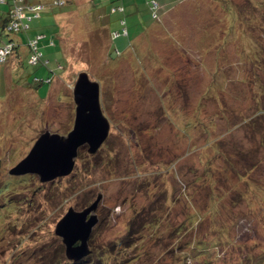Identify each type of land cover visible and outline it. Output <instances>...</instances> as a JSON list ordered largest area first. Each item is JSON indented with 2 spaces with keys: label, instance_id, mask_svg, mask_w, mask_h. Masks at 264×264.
Instances as JSON below:
<instances>
[{
  "label": "rangeland",
  "instance_id": "rangeland-1",
  "mask_svg": "<svg viewBox=\"0 0 264 264\" xmlns=\"http://www.w3.org/2000/svg\"><path fill=\"white\" fill-rule=\"evenodd\" d=\"M30 1L45 9L27 34L63 70L48 85L22 46L0 64V264L79 262L56 228L96 201L81 259L264 264V0H154L155 15L149 0ZM121 19L127 36L111 40ZM83 72L107 139L81 146L66 176L11 174L41 134L72 129ZM129 227L133 247L117 254Z\"/></svg>",
  "mask_w": 264,
  "mask_h": 264
},
{
  "label": "water",
  "instance_id": "water-1",
  "mask_svg": "<svg viewBox=\"0 0 264 264\" xmlns=\"http://www.w3.org/2000/svg\"><path fill=\"white\" fill-rule=\"evenodd\" d=\"M71 94L74 104L72 129L66 136L49 132L41 134L28 155L13 168L11 174L16 176L35 173L40 176L42 183L66 176L72 171L81 146L86 145L87 151L93 153L107 139L110 125L101 110L98 83L91 81L86 73H79ZM96 204L97 201L82 213H75L70 209L69 214L57 225L56 232L63 239L68 259L88 256L87 239L92 218L88 221L86 218ZM77 242L79 245L74 246Z\"/></svg>",
  "mask_w": 264,
  "mask_h": 264
},
{
  "label": "trees",
  "instance_id": "trees-1",
  "mask_svg": "<svg viewBox=\"0 0 264 264\" xmlns=\"http://www.w3.org/2000/svg\"><path fill=\"white\" fill-rule=\"evenodd\" d=\"M151 1H154V0H149V2H151ZM64 4H65L64 0H54L53 1V6L61 7V6H64ZM0 6L6 7V10H4V11L0 10V47H5V46L10 47V54L6 57L5 62L3 64H7V62L13 56V54L15 55L18 52L20 46H25L27 49V53L29 54L27 57V63L31 66H37V65L41 64L47 70L48 68L46 67V64L48 63V60H45V61L43 60L44 55H43V53L39 47V42L44 38L43 35L36 34L33 36H29L27 34L30 31V23L35 21V20H38L40 18L41 13L45 9V6L43 4H40V3H32L30 0H0ZM18 7L23 8V10H21V11H22V14L24 15V18H17V16L15 15V13H16L15 9H17ZM117 8L115 6L112 9L114 12H119V13L124 12V8L122 9V11L117 10ZM98 10L99 9H97L96 11H98ZM151 18H152V16H151ZM233 18H235V17H233ZM12 24H19V25L17 26V28H11ZM117 27H121V29L119 31L118 30H111L109 28V24L107 25V31L106 32H107V35L110 37L111 40L115 39V38H112L114 35V32L117 33L116 35L118 38L123 37L125 35L127 36V30L125 28V21L124 20L121 19L120 24L119 25L117 24ZM244 29H245V27H243V31H244ZM57 34H58V31L55 33V35H57ZM20 35L26 37L25 42ZM2 37L3 38L5 37L7 40L5 43L2 42V39H1ZM34 41H35V43L31 47L30 44L33 43ZM58 44H59V42H58ZM115 49H117V48H115ZM119 51L120 50L117 49V53H119ZM36 53L40 54V57H39L37 63H34V65H32L29 63V59H30V56L32 54H36ZM61 61L63 63L62 58H61ZM62 63L60 62V63L55 64V66L58 67L56 69V71H58V73H60V71L63 70ZM47 72H46V75H44V78H46V79H48V77H49V74H48L49 72L48 73ZM41 84H43V83L41 82ZM47 84L48 85L52 84L51 79L47 82ZM261 113H264V111H261L257 114H261ZM129 228L130 229H128L126 236L123 239H121L119 241V243L114 245L115 247L119 246L118 247L119 249L116 251L117 254H120L121 249L124 251V250H129L130 248L133 247V245L131 246L132 240L134 239V236L132 233L133 229H131V227H129ZM77 245H79V242L75 243L74 246H77ZM114 248H113V250L116 249V248L115 249ZM219 255L222 256L223 253H219ZM224 255H226V253ZM224 255L222 256V258H223L222 260L225 259ZM88 260H90V262ZM95 260L96 261H94L92 258L79 259V262L73 263V264H108V262L106 261L107 257L102 258V257L98 256L95 258ZM119 260H121V259L119 257H116L115 261H119ZM124 263H128V262H125V261L121 262V263L116 262L115 264H124ZM56 264H65V263L64 262H57ZM71 264H72V262H71Z\"/></svg>",
  "mask_w": 264,
  "mask_h": 264
},
{
  "label": "built area",
  "instance_id": "built-area-1",
  "mask_svg": "<svg viewBox=\"0 0 264 264\" xmlns=\"http://www.w3.org/2000/svg\"><path fill=\"white\" fill-rule=\"evenodd\" d=\"M159 5L156 1H151L149 3V8L151 11V14L155 15L156 10L158 9ZM40 8V7H39ZM16 10L15 15L17 16V18H24V15L22 14L23 8L22 7H18ZM152 16V15H151ZM19 24H12L11 28H17ZM35 41L33 43L30 44V46L32 47L34 45ZM10 54V47H0V63H4L6 57ZM40 57V54H32L30 56L29 59V63L34 65V63H37L38 59Z\"/></svg>",
  "mask_w": 264,
  "mask_h": 264
},
{
  "label": "crops",
  "instance_id": "crops-1",
  "mask_svg": "<svg viewBox=\"0 0 264 264\" xmlns=\"http://www.w3.org/2000/svg\"><path fill=\"white\" fill-rule=\"evenodd\" d=\"M23 47V50L26 52L27 51V49H26V47L25 46H22ZM23 51V52H24ZM20 52V48H19V50H18V52L14 55L13 54V56L9 59V62L7 63V65H9V64H11V63H14V64H16L17 62H19V60H20V55L18 54ZM19 55V56H18ZM28 53H27V57H28ZM47 71L49 72H47L48 74H49V76L50 75H52V78H51V83H53L54 82V80L56 79V78H58V75H59V73H58V71L57 72H55V70H53L52 68H48L47 69ZM52 72V73H51ZM4 73H6V70H5V72Z\"/></svg>",
  "mask_w": 264,
  "mask_h": 264
},
{
  "label": "clouds",
  "instance_id": "clouds-1",
  "mask_svg": "<svg viewBox=\"0 0 264 264\" xmlns=\"http://www.w3.org/2000/svg\"><path fill=\"white\" fill-rule=\"evenodd\" d=\"M0 64H2V65H3V63H0Z\"/></svg>",
  "mask_w": 264,
  "mask_h": 264
}]
</instances>
